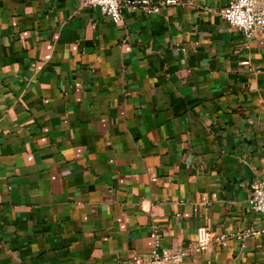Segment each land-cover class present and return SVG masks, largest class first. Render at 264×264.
<instances>
[{
	"label": "crops",
	"instance_id": "1",
	"mask_svg": "<svg viewBox=\"0 0 264 264\" xmlns=\"http://www.w3.org/2000/svg\"><path fill=\"white\" fill-rule=\"evenodd\" d=\"M232 1L118 26L83 0H0V264H127L154 233L264 227V30L221 20ZM179 264H264V234Z\"/></svg>",
	"mask_w": 264,
	"mask_h": 264
},
{
	"label": "built area",
	"instance_id": "2",
	"mask_svg": "<svg viewBox=\"0 0 264 264\" xmlns=\"http://www.w3.org/2000/svg\"><path fill=\"white\" fill-rule=\"evenodd\" d=\"M177 0L155 2L153 0H83L87 8L98 9L103 16L108 17L115 25L123 24V10L140 12L145 16L159 14L160 11ZM218 17L231 28L238 30L245 39H250L255 33L264 30V0H234L218 11ZM249 210L264 216V180L250 185ZM264 234L262 228H247L244 231L212 235L205 228L197 230L196 239L186 248L168 249L160 248L158 235L152 234L154 246L148 257L141 259L133 257L127 264H179L189 252H203L210 245L225 247L228 241L236 239L243 241L248 238Z\"/></svg>",
	"mask_w": 264,
	"mask_h": 264
}]
</instances>
